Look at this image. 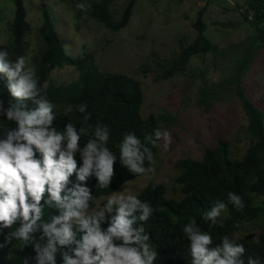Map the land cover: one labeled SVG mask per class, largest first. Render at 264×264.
Returning <instances> with one entry per match:
<instances>
[{
  "label": "clouds",
  "instance_id": "clouds-1",
  "mask_svg": "<svg viewBox=\"0 0 264 264\" xmlns=\"http://www.w3.org/2000/svg\"><path fill=\"white\" fill-rule=\"evenodd\" d=\"M76 7L83 10L86 6ZM0 75L11 97L7 107L0 99V116L15 125L0 131V233L9 229L0 249L13 240L19 242L21 251L32 246L35 256L23 257L22 264L32 259L36 264H56L58 252L63 264H154L158 253L144 227L154 212L150 202L125 186L92 207V190L84 183L69 184L75 174L79 182L95 177L96 187L110 188L117 160L133 175L152 173L153 153L147 145L156 147L163 141L168 147L171 134L157 128L146 133L142 142L135 132H126L117 158L107 146L109 127L101 122L93 127L88 123L90 113L79 128L69 121L63 130L58 129L55 105L46 94L47 83L40 86L36 66H29L25 56L12 60L7 50H0ZM74 107L83 114L88 106L86 102L70 104L65 113ZM82 137L87 138L83 146ZM77 155L82 161L79 167ZM227 200L237 211L245 207L242 197L234 192L227 193ZM228 204L217 199L202 219L215 225ZM45 205L58 213L47 221ZM219 223L222 227L221 220ZM41 231L37 240L35 234ZM182 231L189 241L190 264H244L245 248L236 239L224 235L212 246V235L201 230L195 218L185 223ZM45 238L46 243L41 244ZM248 264L258 262L249 259Z\"/></svg>",
  "mask_w": 264,
  "mask_h": 264
},
{
  "label": "rangeland",
  "instance_id": "rangeland-1",
  "mask_svg": "<svg viewBox=\"0 0 264 264\" xmlns=\"http://www.w3.org/2000/svg\"><path fill=\"white\" fill-rule=\"evenodd\" d=\"M69 1L21 0L31 28L26 37L27 64L32 65L41 46L35 31L44 10L67 56L91 55L99 71L137 79L142 93L141 116L167 117L163 130L171 134V143L165 147L163 141H158L150 165L155 171L127 181L116 191L127 186L138 194L146 184L156 182L165 187L166 198L179 200L182 195L174 183L177 175L174 163L184 158L200 159L203 148L217 139L228 142L230 158L240 159L248 136L244 130L245 117L234 95L235 87H242L244 94L264 113V44L258 31L241 17L239 8L244 6V0H137L126 26L117 31L87 18L84 10L75 19ZM88 2L73 0L76 6H87ZM127 2L111 3L113 22L120 20ZM202 8L201 35L213 48L205 54L190 56L181 73L155 81L157 74L168 68L170 59L196 37L193 23ZM13 11V0H0L2 45L11 41ZM76 75L70 67L54 69L49 82L64 85L74 81ZM144 166L148 167L149 162ZM107 196L96 199L93 207L106 202ZM256 231L253 224L244 223L235 237Z\"/></svg>",
  "mask_w": 264,
  "mask_h": 264
},
{
  "label": "trees",
  "instance_id": "trees-1",
  "mask_svg": "<svg viewBox=\"0 0 264 264\" xmlns=\"http://www.w3.org/2000/svg\"><path fill=\"white\" fill-rule=\"evenodd\" d=\"M113 1L89 0L83 13L104 28L117 31L126 26L132 7L137 0H128L118 22L112 21L109 10ZM13 2L14 11L10 24L11 41L8 45L0 44V50H7L9 58L15 60L17 56H25L28 49L26 37L31 33V28L26 21L21 0H13ZM69 3L73 16L75 19L79 18L82 10L76 7L73 0ZM244 8V13H241L242 19L258 31V38L264 44V0H244ZM246 10L252 12L249 20ZM202 12L203 8L197 12L193 23L197 33L194 40L170 59L168 68L157 74L155 81L166 80L181 73L190 56L211 51L213 46L201 35L204 29L201 20ZM35 32L41 46L33 57L32 65L37 68L40 86L43 88V85L47 83L46 94L55 105L56 121L54 123L59 130H63L69 121L79 128L83 123V117L90 113L88 123L93 127L98 122L109 127L111 136L107 146L117 155V158H119V144L126 132H135L136 136L144 142L146 133H153L157 128L163 131V120L167 118L166 116L152 114L146 117L141 116L142 93L137 79L124 74L99 71L91 55L78 58L67 56L63 52L62 41L44 10L41 23ZM63 67H70L76 71L74 81L64 85L49 82L51 71ZM5 85V78L0 75V99L5 101V107H7V100L11 97ZM234 95L245 117L244 130L248 136L247 147L240 159L230 158L228 142L217 139L213 145L203 148L200 159L184 158L174 163L177 172L174 183L182 195L179 200L166 198L165 187L156 182H149L138 192L139 198L150 202L154 209L152 218L144 225L146 232L150 234L149 243L158 253L154 264H190L189 241L182 231V226L192 218L196 219L201 230L212 235V246L219 244L221 237L227 235L244 246L245 252L241 257L244 264H248L249 259L256 260L258 264H264V113L244 94L242 87H235ZM85 102L88 106L86 113H79L75 107L71 113H65L68 105L76 106ZM29 106L31 107V104ZM14 126L13 122L0 116V131ZM86 139L82 137L81 146ZM147 146L154 155L157 146L153 147L151 144ZM77 162L79 167L82 164L80 157ZM147 162L145 160V164ZM114 171L115 176L110 188L96 187L95 177L89 178L86 183L79 182L75 174L70 177L69 187L75 183H84L92 190L95 201L112 194L122 184L139 176L128 172L119 160L114 165ZM228 192H234L242 197L245 204L243 210L237 211L233 205L228 204ZM217 199L228 204V210L220 219L222 227L220 220L212 225L211 221L206 222L202 219L203 212L210 210ZM44 211L46 221L51 215L58 214L47 205ZM244 223L253 224L257 227V231L235 237ZM237 224L239 227H236ZM18 226L17 224L13 227ZM102 227L106 228L107 224H103ZM8 231L9 229L2 230L0 243H4ZM41 234L42 231L35 234L37 240ZM39 242L46 243V238ZM69 252L71 254L70 250ZM25 256H35L32 246L25 247L21 251L19 242L13 240L11 244L0 249V264H22V258ZM29 264H36V261L29 260ZM56 264H63L59 252L56 254Z\"/></svg>",
  "mask_w": 264,
  "mask_h": 264
},
{
  "label": "built area",
  "instance_id": "built-area-1",
  "mask_svg": "<svg viewBox=\"0 0 264 264\" xmlns=\"http://www.w3.org/2000/svg\"><path fill=\"white\" fill-rule=\"evenodd\" d=\"M245 10V8H244V6L242 7V8H239V12L240 13H244L243 11ZM246 16H247V19L249 20V19H251V17H252V12L250 11V10H246Z\"/></svg>",
  "mask_w": 264,
  "mask_h": 264
},
{
  "label": "crops",
  "instance_id": "crops-1",
  "mask_svg": "<svg viewBox=\"0 0 264 264\" xmlns=\"http://www.w3.org/2000/svg\"><path fill=\"white\" fill-rule=\"evenodd\" d=\"M243 5H244V3H243Z\"/></svg>",
  "mask_w": 264,
  "mask_h": 264
}]
</instances>
